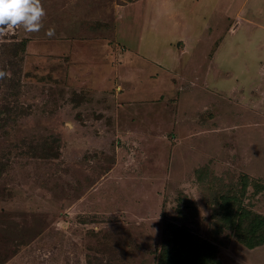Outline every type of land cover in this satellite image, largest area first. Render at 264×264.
Listing matches in <instances>:
<instances>
[{"label": "rangeland", "instance_id": "374dc122", "mask_svg": "<svg viewBox=\"0 0 264 264\" xmlns=\"http://www.w3.org/2000/svg\"><path fill=\"white\" fill-rule=\"evenodd\" d=\"M40 2L0 30V264H264V0Z\"/></svg>", "mask_w": 264, "mask_h": 264}, {"label": "clouds", "instance_id": "9594fccd", "mask_svg": "<svg viewBox=\"0 0 264 264\" xmlns=\"http://www.w3.org/2000/svg\"><path fill=\"white\" fill-rule=\"evenodd\" d=\"M44 14L40 0H0V30L21 26L26 32L38 31ZM53 33L54 29L47 31V35Z\"/></svg>", "mask_w": 264, "mask_h": 264}, {"label": "trees", "instance_id": "16d2710c", "mask_svg": "<svg viewBox=\"0 0 264 264\" xmlns=\"http://www.w3.org/2000/svg\"><path fill=\"white\" fill-rule=\"evenodd\" d=\"M262 223L264 222L262 221L259 222L256 226H252V228L250 229V233L252 235L248 233L251 237H240V241L248 248H255L260 245V243L264 242V226H261ZM177 235L179 236L180 233H177ZM186 240L189 241V238H187ZM197 242L203 244H198L195 246L190 245L184 250L181 247L180 249L174 251L169 250L167 246L164 247V258L161 259L159 264H210V244L200 241ZM213 261L215 263L214 259Z\"/></svg>", "mask_w": 264, "mask_h": 264}, {"label": "crops", "instance_id": "0c3cea01", "mask_svg": "<svg viewBox=\"0 0 264 264\" xmlns=\"http://www.w3.org/2000/svg\"><path fill=\"white\" fill-rule=\"evenodd\" d=\"M245 1V0H244ZM253 10H255L256 8H255V4H254V7L252 8ZM241 13V10H239L237 13H236V16H235V21H237V20H241L243 17L242 16H244V15H242V13ZM259 17L261 16V12H259ZM209 14L207 13L206 14V17L203 15V19L201 20V22L199 23L200 24V26L202 27V25L203 26H205L206 27V24H208V22H209ZM251 22H254L253 20L251 21ZM191 27H193V26H191ZM209 30L211 31V27L209 28ZM212 32V31H211ZM199 33H201V31L199 32Z\"/></svg>", "mask_w": 264, "mask_h": 264}]
</instances>
